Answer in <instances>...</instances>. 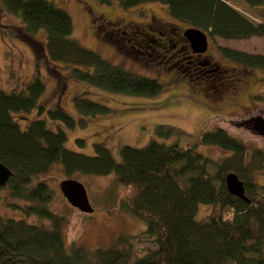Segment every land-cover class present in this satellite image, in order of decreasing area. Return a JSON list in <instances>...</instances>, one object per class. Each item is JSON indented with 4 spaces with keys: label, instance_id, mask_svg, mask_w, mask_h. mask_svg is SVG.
<instances>
[{
    "label": "trees",
    "instance_id": "obj_1",
    "mask_svg": "<svg viewBox=\"0 0 264 264\" xmlns=\"http://www.w3.org/2000/svg\"><path fill=\"white\" fill-rule=\"evenodd\" d=\"M117 1L125 7L161 2L173 18L208 31L211 36H264V0H241L247 10L227 0ZM2 5L21 17L26 34L38 30L46 33L48 58L67 66L74 78L108 91L134 95L151 96L162 89L156 77L113 63L82 45L73 36L71 15L53 2L2 0ZM249 9L262 10L255 17ZM162 23L166 24H159L163 27H159L158 34L144 37L147 46H153V42L159 54L171 59L166 67L174 66L182 75L198 81L207 78L212 84L226 67L216 60L210 62L207 56L195 57L184 42L182 27L176 22ZM141 27L154 28L152 24ZM173 48L180 58L167 54ZM221 51L243 65L246 72L253 67L264 69V54L229 47H221ZM126 57L143 64L138 57ZM44 89L39 77L24 88L0 89V161L13 171L5 186L12 198L29 202L24 206L16 201L25 216L39 217L38 222H32L25 216L18 219L0 214V264H264V183L254 178L264 169L263 149L245 143L223 127L208 124L183 144L164 140L177 128H160L161 139L152 138L139 147L121 145L119 159L103 142L94 144L92 154L74 150L66 146V130L61 126L53 129L47 121L75 126V118L59 106H47L40 99ZM255 96L264 101V90ZM76 106L88 113L106 109L102 103L81 95ZM34 108L46 116L27 118L26 126H22L16 114ZM77 142L85 144L83 138ZM200 145L218 146L226 155L215 161L198 150ZM55 163L64 167L67 178L77 173L114 175L116 183L125 189L121 196L125 209L147 224L145 231L132 236H139L140 241L143 235L151 237L153 247L136 255V243L131 235L124 234L110 247L89 249L66 242L65 218L49 206L54 190L38 180ZM230 171L244 181L246 199L228 190L225 176ZM200 204L211 206L202 218L197 217Z\"/></svg>",
    "mask_w": 264,
    "mask_h": 264
},
{
    "label": "rangeland",
    "instance_id": "obj_2",
    "mask_svg": "<svg viewBox=\"0 0 264 264\" xmlns=\"http://www.w3.org/2000/svg\"><path fill=\"white\" fill-rule=\"evenodd\" d=\"M49 1L71 15L73 36L82 45L113 63L156 77L163 84L160 92L155 95H134L108 91L74 78L67 66L48 58L46 33L38 30L26 34L27 29L21 17L6 11L0 0V89L14 91L24 88L34 78H41L45 89L40 99L51 108H63L75 118V126L47 121L53 129L61 126L66 130L67 147L92 154L95 153L94 144L103 142L119 159L121 145L139 147L152 138L161 139L162 136L158 134L160 128H177L176 132L164 140L183 144L193 139L202 128L212 124L264 150V135L258 132L256 123L252 122L258 116L264 118V101L254 97L264 90V69L253 67L250 72H246L243 65L230 60L221 51V47H229L264 54V36L226 39L211 36L207 31V59L210 62L216 60L223 68L226 67L211 84L207 78L198 81L182 75L174 66L166 67L171 59L166 54H159V48L153 47V42L150 41L153 46L145 43L144 37H153V34L160 32L159 27L163 26L159 24H166L162 21L176 22L183 29L188 27L186 23L171 16L167 5L158 1L128 7L117 0H111L110 3H102L100 0ZM227 1L239 5L241 9H248L241 0ZM261 10L249 9V12L256 17L260 16ZM107 21L113 22V25L108 26ZM128 21H134V26L138 28L132 31ZM149 23L154 26L153 29L145 30L141 27ZM174 50L167 54L171 53L176 58L180 54ZM127 55L140 58L143 64L128 59ZM80 95L84 99L102 103L106 109L95 113L79 111L76 99ZM45 116L38 114L36 108L26 114H16L22 126H26L27 118ZM79 138H83L85 144H79ZM198 150L215 161L226 155L223 149L215 145H200ZM66 178L64 167L59 163L52 164L38 177V180L47 182L54 190L55 195L49 206L65 218L63 233L66 242L78 243L89 249L110 247L117 243L120 234H124L131 235L132 241L136 243V255L153 247L151 237L143 235V241H140L139 236H132L145 231L147 224L125 209L121 202L125 189L116 183L114 175L77 173L71 177L84 183L94 208L89 213L74 207L63 195L59 184ZM254 178L264 183V169L257 171ZM16 201L24 206L29 203L12 198L7 186H3L0 190V214L18 219L24 217V210ZM199 210L197 217L202 218L211 210V206L200 204ZM25 217L32 222L39 221L35 214Z\"/></svg>",
    "mask_w": 264,
    "mask_h": 264
},
{
    "label": "water",
    "instance_id": "obj_3",
    "mask_svg": "<svg viewBox=\"0 0 264 264\" xmlns=\"http://www.w3.org/2000/svg\"><path fill=\"white\" fill-rule=\"evenodd\" d=\"M191 47L196 52H206L209 46L208 33L198 27L189 26L183 32ZM252 122L256 123V128L261 135H264V118L258 116ZM13 176V171L0 161V187L5 186ZM228 190L241 198L246 199L244 181L239 176L230 171L225 176ZM60 189L70 204L80 209L82 212H93L94 208L90 203L87 189L83 182L76 178H66L61 180Z\"/></svg>",
    "mask_w": 264,
    "mask_h": 264
},
{
    "label": "flooded vegetation",
    "instance_id": "obj_4",
    "mask_svg": "<svg viewBox=\"0 0 264 264\" xmlns=\"http://www.w3.org/2000/svg\"><path fill=\"white\" fill-rule=\"evenodd\" d=\"M103 14H101L100 16H102ZM104 16V15H103ZM103 19H105V20H107L106 18H103ZM104 20V21H105ZM119 22H123V21H120V20H118ZM128 23V26H129V28H134L135 26V23H134V21H128L127 22ZM107 25L109 26L110 25V27L113 25V22H108L107 21ZM184 32V29L182 28V33ZM183 36H184V34H183ZM184 42H185V44L187 43L189 46H190V48H191V50L193 51V55L195 56V57H200V56H202V57H206V52H204V53H202V52H196V51H194L193 50V48L191 47V44H190V42L186 39V37L184 36Z\"/></svg>",
    "mask_w": 264,
    "mask_h": 264
}]
</instances>
